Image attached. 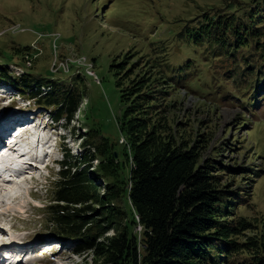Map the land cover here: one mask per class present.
I'll return each instance as SVG.
<instances>
[{"label": "rangeland", "instance_id": "1", "mask_svg": "<svg viewBox=\"0 0 264 264\" xmlns=\"http://www.w3.org/2000/svg\"><path fill=\"white\" fill-rule=\"evenodd\" d=\"M239 1L0 0V61L15 62L14 49L26 48L18 60L20 64L10 65L11 73L17 76L31 74L36 80L49 81V86L52 82L60 91L78 87L83 94L74 121L52 124L55 127L52 130L45 126L47 115L53 117L51 111L38 107L34 101L20 96L13 87L0 83V126L10 119L8 124L25 119V127L32 128L30 133L38 132L35 138L41 146L46 137L57 142L51 146L49 166L38 172L39 179L29 180L27 175L25 178L29 181L17 187L18 197L10 202L6 200L0 208V234L11 238L9 250L22 245L33 246L24 258L28 264H37L36 259L51 261L52 257L56 262L51 264H103L101 258L82 250L79 242L56 237L47 208L53 203V184L58 179L64 153L69 151L78 158L84 155L83 142L85 139L90 141L89 135L94 130L115 144L122 156L124 139L119 123L125 105L116 86L113 66L124 61L136 62V65L146 63V67L156 62L162 71L163 64L170 63L172 67L180 66L181 77L190 71L183 64L188 59L201 55L208 57L201 62L202 68L198 65L195 70L197 74L202 72L201 80L192 79L189 74L187 81L167 93L168 111L176 130L192 146L196 145L202 160L216 157L224 167L231 168L230 171L217 170L222 173L224 183L239 191L250 192V196L235 208L234 216L257 224L254 232L264 229V89H260L256 98L250 99L255 93L248 89L251 80L242 85H238V81L223 82L225 67L222 64L227 62H217L210 57L219 54L187 40L184 35L179 36L183 30L189 31L212 17L218 9L208 10L211 7L221 6L226 11L232 9L231 3L243 4ZM184 38L186 41L182 42ZM170 47H175L172 50L178 53L170 52L165 57ZM209 59L210 66L207 64ZM255 61L258 67L264 63V52L258 54ZM150 69L156 74L153 68ZM253 69L257 71L256 66ZM211 84L214 90L205 93ZM257 84H253L256 89ZM41 89L43 94L53 91L45 86ZM244 94L248 97L243 98ZM5 115H8L7 119ZM4 131H0V141ZM101 136L97 135L93 142L97 144ZM24 143L25 138L20 144ZM28 152L27 148L18 151L22 157ZM38 154L43 157L44 151ZM7 169V177L21 170L12 172L11 166ZM250 170L258 173L255 182H251ZM6 205L10 209L4 208ZM140 230L138 227L134 232L139 234ZM47 244H58L64 249L56 255L50 251H57L58 247H46Z\"/></svg>", "mask_w": 264, "mask_h": 264}, {"label": "trees", "instance_id": "2", "mask_svg": "<svg viewBox=\"0 0 264 264\" xmlns=\"http://www.w3.org/2000/svg\"><path fill=\"white\" fill-rule=\"evenodd\" d=\"M242 2L231 3L232 9L226 11L211 7L208 10L218 9L212 19L179 36L219 54L210 57L217 62H227L222 64L223 82L242 85L251 80L248 89L255 92L250 98L254 99L264 89V63L258 67L255 61L264 52V0ZM173 48L164 56L178 53ZM25 50L14 49L15 62L0 61V82L51 111L56 122L70 124L80 110L82 92L78 87L60 91L31 74L11 73L10 65L20 64ZM206 58L188 59L183 64L190 71L181 77L180 66L170 63L163 64V71L156 62L146 67L124 61L112 67L125 105L119 123L122 156L97 130L83 142L86 152L80 158L64 153L53 184V203L47 208L56 237L79 242L82 250L92 252L103 264H264V229L254 232L257 224L234 216L250 192L224 183L217 170L231 168L216 157L202 160L196 145L176 130L168 111L167 93L187 81L189 74L201 80L202 72L195 70ZM42 86L53 91L43 94ZM213 90L214 85L205 93ZM97 135L101 139L96 144ZM250 174L255 182L258 173L250 170ZM138 227L139 234L134 232Z\"/></svg>", "mask_w": 264, "mask_h": 264}, {"label": "bare ground", "instance_id": "3", "mask_svg": "<svg viewBox=\"0 0 264 264\" xmlns=\"http://www.w3.org/2000/svg\"><path fill=\"white\" fill-rule=\"evenodd\" d=\"M85 63H86V61H85ZM94 76H95V74H94ZM21 128H23V127H21ZM26 128L32 129L31 127H28V125L26 126ZM43 130H45V128H43ZM37 134H38V132H35L33 130L32 133L28 132L26 134L19 136V138L21 140L19 142H17V144L14 146L15 150L11 149L10 151H8L10 153H7L4 157L0 158V169L2 168L4 170V172H3L4 174H0V208L2 207V205L6 204V200H9V202H10L11 200L16 199L18 197L17 187H18V185H20V183L25 184V182L29 181L30 179L31 180H33L34 178L35 179L37 178V180L39 179L38 178V172H40L39 170L43 169V165H45L46 159H44L42 161V164L38 163L35 159L36 154L40 151L39 145H38L39 141L38 140L35 141V135H37ZM44 137H46V136H44ZM23 138H25V143H24V145H21L20 143H22ZM33 141H34V143H33ZM0 142L3 144V139H1ZM49 144H50L49 139H47V137H46L41 148H45V146L49 145ZM49 147H51V146H49ZM22 148H25V149L27 148L30 151L27 153V155H25L23 157L19 153L16 152V151H21ZM33 151L35 154L32 155ZM13 153H14V155H13ZM16 156L19 157L18 160H15ZM13 162L20 164V165H24L26 172L23 171V173L22 172L21 173H15L14 175L9 177V180H7L4 177V175H5V172L8 170L7 168L9 166H12V164H14ZM9 170H11L12 172L14 171L13 169H9ZM27 175L30 176V178H28L29 180L26 181L27 178H25V177ZM7 207H8V205L4 206V208H7ZM8 209H10V207H8ZM13 241L14 240H11L12 244L14 243ZM32 249H34L33 246L23 247V245L19 248H11L10 250L8 249V247H0V255L4 254L5 252H10L13 259H16L18 256L19 257L18 260L21 262L22 259H20V258H24L25 256H27L28 255L27 253L30 252ZM16 254H18V255H16ZM20 262L18 264H20Z\"/></svg>", "mask_w": 264, "mask_h": 264}, {"label": "built area", "instance_id": "4", "mask_svg": "<svg viewBox=\"0 0 264 264\" xmlns=\"http://www.w3.org/2000/svg\"><path fill=\"white\" fill-rule=\"evenodd\" d=\"M84 67H85V64H84Z\"/></svg>", "mask_w": 264, "mask_h": 264}]
</instances>
